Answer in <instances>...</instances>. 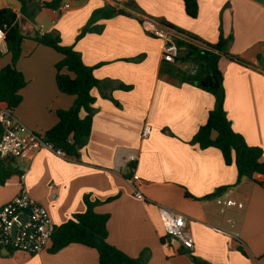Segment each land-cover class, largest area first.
Instances as JSON below:
<instances>
[{"label": "crops", "instance_id": "crops-1", "mask_svg": "<svg viewBox=\"0 0 264 264\" xmlns=\"http://www.w3.org/2000/svg\"><path fill=\"white\" fill-rule=\"evenodd\" d=\"M29 1L35 31L59 34L62 44L74 47L85 65L96 67L100 86L92 90V132L77 158L43 149L32 159L3 160L12 173L0 183V209L24 187L58 227L85 212L83 199L90 195L101 202L95 211L110 216L108 242L133 258L148 251L146 264H196L193 257L208 264H264V187L246 178L236 185L235 165H226L218 149H201L191 142L215 107V97L187 81L200 69L182 60L184 49L175 63H163V41L142 27L147 19L166 22L188 34L174 30L178 39L199 48L216 44L221 36L229 41L227 52L244 63L227 56L219 60L226 113L233 129L264 151V0H201L195 19L186 15L184 0H62L69 5L62 14L40 8L52 0ZM129 1L138 12L98 19L92 26H99L100 32L78 38L96 10L124 8ZM6 55L0 70L11 63ZM61 59L54 49L25 39L16 64L26 85L14 116L42 138L57 124L58 111L68 110L75 101L57 88L55 65ZM145 126L150 134L143 138ZM130 155L137 157L138 187L146 202L134 196L129 183L125 160ZM224 187L244 203L243 209L221 214L214 199H207ZM109 198L114 199L107 202ZM159 206L185 218L192 251L182 253L187 250L167 237ZM217 227L238 232L239 237L220 234ZM50 249L38 254L9 250L0 254V264H99L98 252L81 244L56 253Z\"/></svg>", "mask_w": 264, "mask_h": 264}, {"label": "trees", "instance_id": "trees-1", "mask_svg": "<svg viewBox=\"0 0 264 264\" xmlns=\"http://www.w3.org/2000/svg\"><path fill=\"white\" fill-rule=\"evenodd\" d=\"M18 1L22 4L19 11L11 8L0 10V27L6 32L7 54L11 56V63L0 70V101L7 103L13 111L22 102L20 91L26 85V80L16 68V64L22 55V43L25 39H31L57 51L62 55V59L55 65L57 88L63 94L74 96L75 101L68 110L58 111L57 124L45 132L43 140L52 144L55 149L65 152L68 157L77 158L79 151L87 144L92 132L95 115V98L92 95V90L100 86V81L94 75L96 67L85 65L81 55L74 47L63 45L60 35L55 32L42 34L36 31L33 36H24L19 28V16L23 15L32 20L30 1ZM200 1L184 0L185 13L189 18H197ZM61 2L62 0L43 2L40 4V8L56 10ZM129 10L138 12V7L133 1L126 2L124 8L106 6L96 10L88 26L82 30L78 38L90 31L100 32L99 26H92L96 20L109 19L119 15L131 16ZM164 24L180 34L188 35L175 26L166 22ZM190 37L197 39L194 36ZM228 42L221 36L216 44H206V48H199L184 40H177L179 49L185 51L182 60L192 61L200 69L198 73L190 74L187 81L215 97V107L209 112L206 123L200 126L191 142L197 144L201 149H218L222 153L226 165H235L238 171L236 185L246 178L264 187V151L260 147L249 145L244 136L233 129L225 109L226 90L223 74L218 67L219 60L222 56H227L234 61L244 63L240 58L227 52ZM2 56L0 52V58ZM123 88L131 89L127 86ZM81 112L85 113L84 117H81ZM1 131L0 126V134ZM11 173L5 167L3 160L0 159V183L3 184ZM258 178H262V180ZM227 189V187L220 188L207 199L221 196ZM113 199L109 198L107 202ZM83 200L86 206L85 212L74 215L67 222L56 227L52 236L50 252L56 253L64 247L76 243L95 249L99 254V264H146L149 258L148 251L133 258L108 242L109 214L97 213L95 208L101 202L92 200L90 195H85ZM238 249L245 255L241 246ZM182 253H188V251H182ZM193 259L196 264H208L196 257Z\"/></svg>", "mask_w": 264, "mask_h": 264}, {"label": "built area", "instance_id": "built-area-1", "mask_svg": "<svg viewBox=\"0 0 264 264\" xmlns=\"http://www.w3.org/2000/svg\"><path fill=\"white\" fill-rule=\"evenodd\" d=\"M68 10V4H61L55 11L62 14ZM142 27L148 34L163 41L162 62L175 63L180 52L176 32L157 21L148 19L142 21ZM5 39L6 32L0 27V52L2 55L8 52ZM0 126L2 130L0 134V159L2 160L8 158L32 159L43 149L53 150L63 158L68 157L65 152L55 149L52 144L45 142L42 137L20 122L8 104L1 101ZM149 134L150 127L145 126L142 137L146 138ZM125 161L130 166L131 178L129 183L134 190V196L138 200L146 202L147 199L138 187L140 176L136 172L137 157L130 155ZM22 178L24 179V177ZM231 194L232 191H228L214 198L221 214H225L230 209L241 210L244 208V203L234 199ZM26 211L30 213L26 215L27 220L23 222L20 217ZM158 212L167 237L178 241L185 250L192 251L194 241L185 218L175 210L164 206H159ZM235 224L234 221H231V227H234ZM15 225L17 230L13 234ZM214 229L220 234L235 239L239 237L238 232H229L221 227ZM55 230L56 225L53 223L47 208L34 200L24 187L8 204L0 209V248L38 254L51 247Z\"/></svg>", "mask_w": 264, "mask_h": 264}, {"label": "water", "instance_id": "water-1", "mask_svg": "<svg viewBox=\"0 0 264 264\" xmlns=\"http://www.w3.org/2000/svg\"><path fill=\"white\" fill-rule=\"evenodd\" d=\"M21 6L22 4L18 0H0V10L4 8H11L16 11H19ZM19 28L22 34L26 37L33 36L36 32L35 25L33 24V22L23 15L19 16ZM29 213H30L29 211H26L24 215L20 217L21 221L23 222L26 221L27 220L26 215ZM16 230H17V226L15 225L13 228V234L16 233ZM175 242L178 245H180L178 241L175 240ZM8 253H9L8 249L0 250V254H8Z\"/></svg>", "mask_w": 264, "mask_h": 264}, {"label": "rangeland", "instance_id": "rangeland-1", "mask_svg": "<svg viewBox=\"0 0 264 264\" xmlns=\"http://www.w3.org/2000/svg\"><path fill=\"white\" fill-rule=\"evenodd\" d=\"M7 56H8V55L5 54V55H3L0 59L4 61V60H6V59L8 58ZM1 62H2V61H1Z\"/></svg>", "mask_w": 264, "mask_h": 264}]
</instances>
